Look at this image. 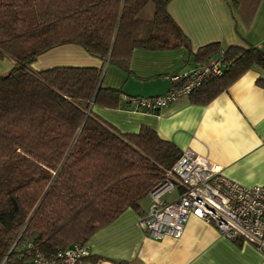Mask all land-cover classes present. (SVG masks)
<instances>
[{
    "label": "trees",
    "instance_id": "1",
    "mask_svg": "<svg viewBox=\"0 0 264 264\" xmlns=\"http://www.w3.org/2000/svg\"><path fill=\"white\" fill-rule=\"evenodd\" d=\"M169 1L0 0V59L14 62L0 76V264H32L33 248L49 256L85 244L128 208L141 215L142 199L181 153L147 126L120 133L92 112L122 104L120 91L100 84L101 68L34 71L39 55L76 44L123 68L134 49L185 47L198 64L220 62L221 73L189 95L201 103L246 70L264 67V51L253 46L212 43L192 53ZM148 3L152 16L139 17ZM257 84L264 87V78ZM75 264L129 263L89 255Z\"/></svg>",
    "mask_w": 264,
    "mask_h": 264
},
{
    "label": "crops",
    "instance_id": "2",
    "mask_svg": "<svg viewBox=\"0 0 264 264\" xmlns=\"http://www.w3.org/2000/svg\"><path fill=\"white\" fill-rule=\"evenodd\" d=\"M146 7V6H145ZM144 7V8H145ZM167 10L184 33L192 53L212 43L253 46L264 51V0H170ZM153 8H149L148 19ZM142 10L138 16L141 17ZM142 18V17H141ZM185 47L171 50L134 49L123 68L87 53L76 44L53 47L31 64L34 71L56 66H88L102 69L100 84L130 97L162 95L171 89V74L191 72L196 60ZM14 62L0 59V76ZM264 67L246 70L226 90L209 102L183 96L158 113L92 106V112L120 133L153 129L182 152L190 149L222 167L229 179L244 185L264 183ZM175 188L162 195L170 201ZM167 195H169L167 197ZM141 202L142 212L149 209ZM139 213L128 208L95 232L87 242L90 255L103 263L123 260L129 264H262V255L246 242L221 236L212 224L190 216L182 235L154 239L139 226Z\"/></svg>",
    "mask_w": 264,
    "mask_h": 264
},
{
    "label": "built area",
    "instance_id": "3",
    "mask_svg": "<svg viewBox=\"0 0 264 264\" xmlns=\"http://www.w3.org/2000/svg\"><path fill=\"white\" fill-rule=\"evenodd\" d=\"M221 73L220 62L210 60L197 64L189 73L172 74L171 89L162 95L121 99L130 109L156 113L183 96H189L208 75ZM178 188L170 201L162 200L166 192ZM149 209L139 216V226L151 238H179L190 216L212 224L230 241L252 245L264 258V183L244 186L222 173V167L197 155L190 149L182 151L165 172V177L148 192ZM27 248L31 247L28 243ZM32 264L81 263L90 255L89 246L73 244L44 255L32 249ZM264 264V259H262Z\"/></svg>",
    "mask_w": 264,
    "mask_h": 264
},
{
    "label": "rangeland",
    "instance_id": "4",
    "mask_svg": "<svg viewBox=\"0 0 264 264\" xmlns=\"http://www.w3.org/2000/svg\"><path fill=\"white\" fill-rule=\"evenodd\" d=\"M149 8H153V5H152V3H148L147 5H146V7L142 10V14H141V17L143 18V16H147V14H148V11H149ZM169 195H167V197H168ZM162 198V197H161ZM147 199L149 200V197H148V195L144 198V199H142V203H145V202H148L147 201Z\"/></svg>",
    "mask_w": 264,
    "mask_h": 264
}]
</instances>
